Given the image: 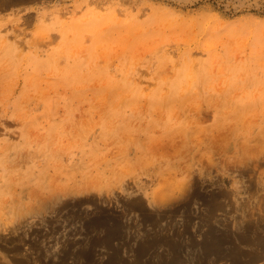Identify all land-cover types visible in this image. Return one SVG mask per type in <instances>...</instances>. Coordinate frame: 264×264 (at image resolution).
Wrapping results in <instances>:
<instances>
[{
    "label": "rangeland",
    "instance_id": "374dc122",
    "mask_svg": "<svg viewBox=\"0 0 264 264\" xmlns=\"http://www.w3.org/2000/svg\"><path fill=\"white\" fill-rule=\"evenodd\" d=\"M0 264H264V0H0Z\"/></svg>",
    "mask_w": 264,
    "mask_h": 264
}]
</instances>
